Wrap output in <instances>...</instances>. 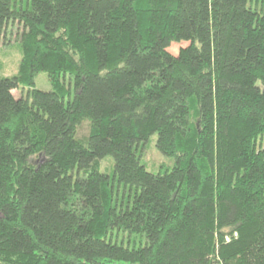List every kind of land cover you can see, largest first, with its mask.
Wrapping results in <instances>:
<instances>
[{"label": "trees", "instance_id": "trees-1", "mask_svg": "<svg viewBox=\"0 0 264 264\" xmlns=\"http://www.w3.org/2000/svg\"><path fill=\"white\" fill-rule=\"evenodd\" d=\"M10 34L0 264H264V0H0Z\"/></svg>", "mask_w": 264, "mask_h": 264}, {"label": "rangeland", "instance_id": "rangeland-1", "mask_svg": "<svg viewBox=\"0 0 264 264\" xmlns=\"http://www.w3.org/2000/svg\"><path fill=\"white\" fill-rule=\"evenodd\" d=\"M16 29H14L15 34ZM11 34L7 42L0 45V79L13 77L18 73L19 65L22 60V52L20 43L15 40ZM189 46V43L173 44L169 52L173 55H178L182 48ZM36 88L42 91H51V84L47 73H40L37 75ZM10 94L19 99L21 93L19 90H13ZM89 124V123H88ZM88 135V125L84 123L79 127L78 136L85 139ZM158 136L153 135L145 144L142 150V163L147 167V170L153 174L165 173L171 170L175 165V159L164 156L157 148ZM115 162L112 157H106L100 162L102 172L112 175L114 172ZM122 240V239H121Z\"/></svg>", "mask_w": 264, "mask_h": 264}]
</instances>
